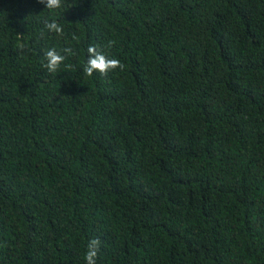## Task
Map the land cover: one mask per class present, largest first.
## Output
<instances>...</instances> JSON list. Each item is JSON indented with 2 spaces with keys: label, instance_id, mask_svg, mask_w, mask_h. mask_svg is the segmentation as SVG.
<instances>
[{
  "label": "trees",
  "instance_id": "16d2710c",
  "mask_svg": "<svg viewBox=\"0 0 264 264\" xmlns=\"http://www.w3.org/2000/svg\"><path fill=\"white\" fill-rule=\"evenodd\" d=\"M67 5L0 0V264H264V0Z\"/></svg>",
  "mask_w": 264,
  "mask_h": 264
},
{
  "label": "clouds",
  "instance_id": "9594fccd",
  "mask_svg": "<svg viewBox=\"0 0 264 264\" xmlns=\"http://www.w3.org/2000/svg\"><path fill=\"white\" fill-rule=\"evenodd\" d=\"M40 4L46 6L48 11H60L66 8L67 0H38ZM45 29L49 33H53L57 36H63L64 27L55 20L45 21ZM72 39L78 41L79 37L73 33ZM24 51L23 48L20 49ZM61 54L55 48H51L45 51L46 63L44 67L48 73L56 74L60 71L61 66L64 64L67 56H75L76 51L72 47H66ZM88 59L83 67V72L87 77H92L95 73H98L101 77L107 78L109 73L116 72L117 70L123 71L125 65L116 58H110L104 53L98 45H89L87 48ZM101 251V241L98 238L90 239L86 246V253L84 259L86 264H97V259Z\"/></svg>",
  "mask_w": 264,
  "mask_h": 264
}]
</instances>
